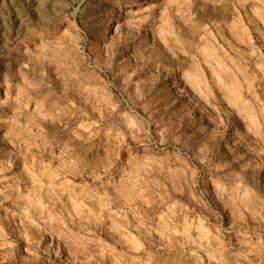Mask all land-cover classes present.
<instances>
[{"label": "rangeland", "instance_id": "rangeland-1", "mask_svg": "<svg viewBox=\"0 0 264 264\" xmlns=\"http://www.w3.org/2000/svg\"><path fill=\"white\" fill-rule=\"evenodd\" d=\"M0 264H264V0H0Z\"/></svg>", "mask_w": 264, "mask_h": 264}]
</instances>
